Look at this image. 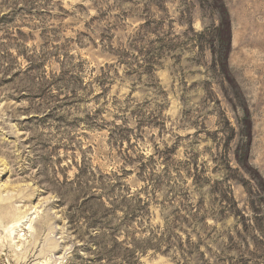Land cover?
I'll return each instance as SVG.
<instances>
[{"label": "rangeland", "instance_id": "obj_1", "mask_svg": "<svg viewBox=\"0 0 264 264\" xmlns=\"http://www.w3.org/2000/svg\"><path fill=\"white\" fill-rule=\"evenodd\" d=\"M0 264H264V0H0Z\"/></svg>", "mask_w": 264, "mask_h": 264}]
</instances>
